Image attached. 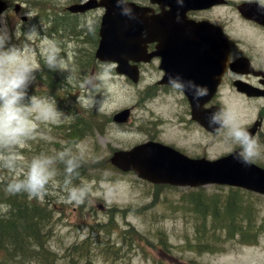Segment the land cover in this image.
I'll return each mask as SVG.
<instances>
[{
    "label": "rangeland",
    "instance_id": "rangeland-1",
    "mask_svg": "<svg viewBox=\"0 0 264 264\" xmlns=\"http://www.w3.org/2000/svg\"><path fill=\"white\" fill-rule=\"evenodd\" d=\"M45 1L47 4L52 3L57 11H66L67 7L80 0ZM138 1L147 2L148 0ZM244 1H257L264 4V0H229L227 5L205 13L204 18L221 25L231 37L241 42L240 50L244 54H253L259 61L257 63L264 67V30L256 24L248 23L241 16L237 7ZM31 3L34 7L40 5L36 2ZM27 13H32L31 19L37 16L35 8L27 6ZM65 14L70 15L69 13ZM100 14H103V11L93 12V18L96 17L99 20ZM69 17L66 16V18ZM31 25H34V19L30 25L26 26L23 23L21 26H26L24 30H28ZM91 26L88 28V36H90ZM8 29L11 33L16 30L17 38L14 43L23 49V54L35 66L41 67L38 49L43 51L44 37L40 36L39 40V35L24 37L20 35V31L16 27H13V30L10 27ZM37 29L40 33L38 26ZM64 40L67 50L65 59L68 67L72 70L73 79L66 80L68 74L65 73L63 82L51 90L48 88L47 82L59 81L57 76L62 73L59 71L49 73L48 68L44 66L43 76L38 82L41 96H37L51 100L59 111H63L64 116L60 120L63 123H73L76 119L77 122L78 118L92 119L93 125L97 127L93 131L95 139L90 136L81 139L73 131L64 135L70 140H64L66 142L64 143L60 141L59 137H54V134L46 135L45 132L38 133L36 130L35 138L18 148L25 161L32 158V155H27L26 152L22 153L26 149L40 150L41 153L49 154L44 152L48 148L51 153L58 150L59 147L71 148L75 153L82 155L83 164L87 167L84 171L79 170V178L73 181L74 184L83 182L92 185V194L84 204H68L62 200L63 188L61 185L63 181L62 172H64L62 164L57 165L60 173L57 180L61 182V185L53 188L54 191L51 192L50 198L44 199L45 202L51 204L52 208L55 206L54 208H59L61 212L60 214L55 212L52 227V234L54 235L52 245L58 249L59 254L62 257L70 255L71 252L80 255L79 260L73 257L75 264H264V229L258 232L262 235L258 237L255 245H240L243 242L242 238L229 243V239L223 237L220 242L216 239L204 242L203 245L206 246L200 248L199 252L194 247L196 242L191 241L188 244L187 239L192 238L194 240L195 227L197 225L204 226L205 223L200 222L198 224V217L191 212L189 206L185 203V206L182 207L179 203L182 196L187 192L185 188L148 186L142 183L137 176L133 174L127 176L113 171L110 167L109 160L116 148L129 149L149 140V137H158L168 143L177 140L174 138L179 135L178 145L185 149L188 155L192 157L206 155L210 158H217L237 148L236 144L226 142V130L223 129L217 134L211 135L199 126L189 123L188 118L183 114L186 107H179V104L175 103L177 98L174 94L158 93L152 87L158 77L154 73L145 74L144 80L138 85H134L124 77L110 71L106 72L104 68V76L100 78L98 91L89 93V90L82 88L81 84L86 77L95 75H85L79 62L88 59L90 49H92L91 43H82L69 38ZM68 41L74 42L69 43ZM82 46L88 51L77 53ZM93 73H95L94 70ZM62 84L68 85L72 96L68 99L61 97L62 100L59 101L58 98L60 97L56 94H64L61 90ZM89 94L105 97L103 111L86 110L81 106V103H77L76 97H80L81 102H83ZM233 97L234 92L230 87L222 90L220 100L224 107L232 109L234 106ZM236 101L241 108L239 110L242 111V115H238L239 122L243 125L251 123L255 117L253 114L255 110L249 108V111L246 101L245 105L244 99L241 97H238ZM62 106H64L63 109ZM126 108L133 109L130 123L126 126H117L112 123L111 116ZM178 113L181 114L179 117L185 122L180 123ZM175 114H177L176 118L174 117ZM109 117L110 119H108ZM38 123L42 122L36 121L39 126ZM101 123H103L102 129L99 130H103V133L98 130ZM48 124L43 126L45 123H42V131L50 129L53 132L60 131L62 133L68 129L54 128L55 124L58 123ZM181 124L182 127H190L193 130L182 131ZM181 137H184L183 140ZM109 190L111 195L106 196V192ZM212 192L217 193L219 191L213 189ZM250 198L254 201L253 204L257 210V229H261L264 223V198ZM103 199L105 203L102 201ZM245 202L252 203L248 197H245ZM101 203L105 204V207H102L104 210L100 207ZM104 223L110 225L112 233L108 235L111 243L103 247L102 251L90 249V244H88L87 250L81 255L79 248L74 250L70 247L88 240L92 235L97 241L98 228L96 226ZM122 232L129 233L134 239L131 246H123ZM161 236L166 238L169 243L167 249L162 247V243L159 242ZM170 246L174 248L185 247L187 251L179 249L171 252L168 251ZM215 248H218V251L212 252L211 250Z\"/></svg>",
    "mask_w": 264,
    "mask_h": 264
},
{
    "label": "water",
    "instance_id": "water-1",
    "mask_svg": "<svg viewBox=\"0 0 264 264\" xmlns=\"http://www.w3.org/2000/svg\"><path fill=\"white\" fill-rule=\"evenodd\" d=\"M152 1L162 6H170L171 17L159 15L154 19L145 18L144 10L132 3L130 6L138 19L131 20L120 15V9L116 6L115 0H102L100 3L93 1L84 6H78L77 9L82 11L101 6L107 8L103 18L98 58L103 61L118 62L120 64L118 72H131L132 74L128 76L137 83L139 74L134 69L130 70L129 62L135 60L134 56L142 44L157 41L164 47L170 58L179 54L183 61L193 59L203 66L219 62L217 67L220 66V70H216L215 73L220 76V80L230 53L227 35L221 27L210 22L195 24L192 20H188L186 14L191 10L209 9L214 5L223 4L224 0H184L182 7H178L176 0ZM1 4L0 2V13L5 10V6L3 8ZM262 8L258 4H244L239 7V10L246 19L264 25ZM177 14H179L180 22L176 20ZM162 55L165 58V54ZM201 76L206 82L207 74L204 72ZM219 80L212 84L207 94L200 99L194 98L193 91H187L192 103L194 119L207 129L210 127L208 121L212 111L204 109V105L215 95L220 84ZM199 85L203 87L202 82H199ZM129 116L130 110H124L115 115V121L126 122ZM254 132L255 129L250 131L251 134ZM111 161L120 169L132 170L141 178L154 183L194 187L227 184L264 194V171L253 165L245 166L235 158L234 154L217 161L205 158L191 159L171 147L151 142L130 151H118Z\"/></svg>",
    "mask_w": 264,
    "mask_h": 264
},
{
    "label": "clouds",
    "instance_id": "clouds-1",
    "mask_svg": "<svg viewBox=\"0 0 264 264\" xmlns=\"http://www.w3.org/2000/svg\"><path fill=\"white\" fill-rule=\"evenodd\" d=\"M134 0H115L120 9V15L131 20H137L138 16L130 6ZM178 7H182L184 0H176ZM26 16L31 19L32 13ZM180 22L179 14L176 17ZM38 29L31 25L26 35H38ZM16 37V30L14 33ZM13 33L7 26L5 17L0 15V171L7 172L9 177L4 190L9 195L26 194L29 199L43 201L51 194V190L61 182L57 180L60 175L57 165L64 166L63 172V196L65 203L82 205L92 194V185L89 183L74 184L79 178V169L82 166L83 157L75 153L71 148L54 151L51 154L42 153L34 156L29 161L19 153V146L35 138L36 121L48 124L58 123L64 116L51 100L29 96L28 89L36 80L35 66L24 54L23 49L12 44ZM44 48L42 58L44 66L50 71L67 73L66 80L73 79L72 70L68 67L63 49L60 45L47 37L43 38ZM106 71V70H105ZM104 71L92 77H86L81 84L89 93L98 91L100 78ZM169 85L178 92L187 89L193 91L194 98L200 99L207 94L206 89L194 84L183 82L179 78L170 77ZM77 103L86 110L103 111L105 97L89 94L81 102ZM209 126L225 129L226 142L239 146V151L234 153L235 158L245 166H250L264 154V146L239 122L237 114L231 108H220L209 117ZM22 170V171H21ZM111 191L106 192L110 196ZM7 210V205H0Z\"/></svg>",
    "mask_w": 264,
    "mask_h": 264
},
{
    "label": "trees",
    "instance_id": "trees-1",
    "mask_svg": "<svg viewBox=\"0 0 264 264\" xmlns=\"http://www.w3.org/2000/svg\"><path fill=\"white\" fill-rule=\"evenodd\" d=\"M102 124H100L101 127ZM72 129L76 135L84 137L88 126H85V123L80 122L78 124L76 122ZM66 140L70 141L69 138ZM59 150H63V148L59 147ZM44 152L51 154L49 148ZM40 154H42L40 150L31 151L32 157ZM83 162L82 166H84ZM82 166L79 170L84 171L87 167L84 166L82 169ZM8 177L9 174L7 172L0 171V205L8 206L7 210L0 208V264H75L74 258L79 260L80 255L78 256L71 252L70 255L62 257L57 251L58 249H55L52 245L54 237L52 234L53 217L55 212L59 211V208L56 207L57 209H55V206L52 208L51 204L44 200L29 199L26 194L9 195L4 190V182H6ZM216 189L219 192L213 193L211 189L205 188L188 189L179 202L182 207L186 203L191 212L197 215L198 224L200 222L205 223L204 226L197 225L195 227L194 240L192 238L187 239L188 244L191 241L196 242L194 247L199 252L200 248L206 246L203 243L209 240L216 239L220 242L223 237L230 239L235 235L247 240L249 237L245 236L246 230H249L247 229L249 227L252 228L251 222L255 217V213L249 204L239 198L234 199L231 192L235 189L228 187H216ZM52 191L54 190L52 189ZM50 197L51 194L46 196L45 199ZM97 228V233L108 232V234L106 237H100V240L96 243L90 244V249L93 248L96 251L101 246L111 243L110 239H108L110 227L98 224ZM122 238L123 246L132 245L134 239L129 233L122 232ZM159 242L162 243V247L166 249L169 247L166 238L161 236ZM88 243L89 241L86 240L83 246H80L79 254L83 255L85 253ZM207 247L210 248L209 245ZM179 249L181 251L186 250L185 247L174 248L170 246L168 251L172 252ZM211 251L216 252L218 248Z\"/></svg>",
    "mask_w": 264,
    "mask_h": 264
},
{
    "label": "flooded vegetation",
    "instance_id": "flooded-vegetation-1",
    "mask_svg": "<svg viewBox=\"0 0 264 264\" xmlns=\"http://www.w3.org/2000/svg\"><path fill=\"white\" fill-rule=\"evenodd\" d=\"M9 4V10L2 15L5 17L7 21V25L11 26L16 20L21 18V21H29V19L26 16H23V7L25 6L24 4L20 6L19 10H16V7L14 3H20L23 0H5ZM151 8L154 13H159L160 8L158 6H153L151 5ZM203 14V13H202ZM11 16V17H10ZM26 17V18H25ZM234 49L232 51V56H231V62L237 59L239 54L235 51ZM156 51V43H152L148 45V52L149 53H154ZM161 62L160 59L155 58L153 59L149 64H141L140 68L143 69L144 71H151V72H157L156 74H162L163 72L161 71ZM253 69H250L249 71H243L240 70L239 73H234L231 71H227L224 79H223V84L227 82V84H230L234 90L237 92V95L241 96L242 98L246 99L249 101V104L254 107L255 112L253 113L255 115V120L257 121H262V126L260 127L259 131L255 135V139L264 146V68H262L256 61L252 62ZM258 66V67H257ZM160 76V75H159ZM238 81H243L247 85L251 86L255 92L251 93L254 95H249V93H240L235 86L234 82ZM156 88H160L164 91H170V92H178L177 90L173 89L169 84H163V83H156L154 85ZM189 113L188 109L183 110V114L186 115ZM181 114L178 113V116ZM174 117H177V114L174 115ZM180 120V123L182 122V119L178 117ZM251 126V125H250ZM249 126V127H250ZM184 138V137H183ZM181 137V140H183ZM185 138L187 136L185 135ZM161 139V138H160ZM177 140L168 142L170 145L175 146L178 149H183L181 146L178 145ZM167 143V142H166ZM256 165L264 168V154L261 155L259 159L256 160L255 162Z\"/></svg>",
    "mask_w": 264,
    "mask_h": 264
}]
</instances>
